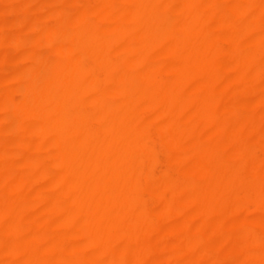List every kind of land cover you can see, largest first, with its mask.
<instances>
[{
  "label": "bare ground",
  "instance_id": "bare-ground-1",
  "mask_svg": "<svg viewBox=\"0 0 264 264\" xmlns=\"http://www.w3.org/2000/svg\"><path fill=\"white\" fill-rule=\"evenodd\" d=\"M0 264H264V0H0Z\"/></svg>",
  "mask_w": 264,
  "mask_h": 264
}]
</instances>
